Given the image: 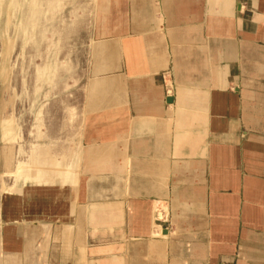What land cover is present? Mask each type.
<instances>
[{
	"label": "crops",
	"instance_id": "crops-1",
	"mask_svg": "<svg viewBox=\"0 0 264 264\" xmlns=\"http://www.w3.org/2000/svg\"><path fill=\"white\" fill-rule=\"evenodd\" d=\"M94 3L78 122L0 135V264H264V0Z\"/></svg>",
	"mask_w": 264,
	"mask_h": 264
},
{
	"label": "rangeland",
	"instance_id": "rangeland-1",
	"mask_svg": "<svg viewBox=\"0 0 264 264\" xmlns=\"http://www.w3.org/2000/svg\"><path fill=\"white\" fill-rule=\"evenodd\" d=\"M93 10V0H0V120L18 115L23 131L43 117L62 120L64 131V105L79 90L75 48L89 38ZM29 100L44 115L31 114ZM72 111L69 122L79 118Z\"/></svg>",
	"mask_w": 264,
	"mask_h": 264
},
{
	"label": "bare ground",
	"instance_id": "bare-ground-1",
	"mask_svg": "<svg viewBox=\"0 0 264 264\" xmlns=\"http://www.w3.org/2000/svg\"><path fill=\"white\" fill-rule=\"evenodd\" d=\"M95 2V0H93V3ZM95 4V3H94ZM94 11V10H93ZM93 16H94V14H93ZM93 18V17H92ZM91 18V19H92ZM92 21V23H93V20H91ZM93 26V25H92ZM95 26V25H94ZM92 28V27H91ZM92 30V29H91ZM91 39V38H90ZM86 48V47H85ZM66 49V47H64V48H62V51H64ZM86 50V49H85ZM70 77V76H69ZM99 79V78H98ZM91 80V79H90ZM89 81V80H88ZM94 81V80H93ZM48 82V81H47ZM70 82V81H69ZM68 83V82H67ZM94 84V83H93ZM92 84V85H93ZM90 85H91V82H90ZM111 85V84H110ZM66 86V85H65ZM107 86V85H106ZM91 87V86H90ZM109 87V86H108ZM99 88V87H98ZM91 89V88H90ZM95 89V88H94ZM101 89V88H100ZM94 92H96V89H95V91ZM75 97L76 96H74V98L72 97V96H68V101H70L68 104H66V105H64V116H63V118H64V120H63V128L64 127H66V125H65V123L67 122L68 124H75V123H77L78 122V119L79 118H75V120L74 121H70L69 122V117H73L71 114V112H73L72 110L74 109V111H76V112H78V110H80V108H81V105H80V103H79V101H75V102H73L72 101V99H74L75 100ZM79 97V96H78ZM18 98V96H16V99ZM38 98V97H37ZM85 103V102H84ZM32 105V106H31ZM30 106V107H29ZM33 106H35V104L34 103H30V100H29V104H28V110L30 111V113L32 114V112L34 111V108L36 109L37 108V111L35 112V114L34 115H36L37 114V116H39V115H44V112L42 113V107H40V108H38L40 105H38L37 107L35 106V107H33ZM33 109V110H32ZM84 110V109H83ZM82 112V111H81ZM77 115V114H76ZM85 115V114H84ZM78 117H79V112H78ZM81 117H82V114H81ZM21 118V117H20ZM19 117H18V115H16V117L15 118H11L9 115H7V117H6V115H4L3 117H2V119L0 120V124L2 123V127H1V129H2V140H3V142H4V144H3V148H2V154H1V159H2V164H3V167L6 169V170H8V174L9 175H14L15 174V171H16V168H15V166H14V161H15V144H16V142H17V140H21V135H22V132H23V129H22V124H23V122L24 121H22L21 119H20ZM82 120V119H81ZM34 121V120H33ZM31 122V126L33 127V123L34 124H36V120H35V122ZM92 121H93V119H92ZM32 129V128H31ZM31 129L30 130H28L29 132H28V134H29V137H31V135H32V132H31ZM40 136H41V134H40ZM80 137V136H79ZM64 153V148H62V150L61 151H58V152H56L55 153V158H50V161H54V162H52V163H50L52 166H54V167H59V166H61L62 167V163H61V160H59V158H61V157H64V156H62V155H64L63 154ZM51 159H53V160H51ZM78 164H79V162H78ZM24 166H25V172L27 173V172H30L31 171V167H30V164H23ZM21 166H22V164H19V167H20V169H21ZM27 167V168H26ZM29 167V168H28ZM24 169V168H23ZM24 171V170H23ZM61 175L63 176V177H65L63 180L64 181H71V178L70 177H72V180H73V176H72V173H69V171L67 170L66 171V169H62L61 170ZM66 173V174H65ZM78 173H79V171H78ZM65 174V175H64ZM69 175H70V177H69ZM14 181V180H13ZM6 182V181H5ZM76 184V183H75ZM15 186V185H14ZM67 186V185H66ZM17 187H19V186H17ZM6 188V187H5ZM8 190V189H7ZM17 190V189H16ZM20 190H21V188H20ZM18 191V190H17ZM20 192V191H19ZM76 199V198H75ZM74 206V205H73ZM160 207V206H159ZM158 207V208H159ZM74 209V208H73ZM156 210V209H155ZM73 211V210H72ZM77 213V212H76ZM75 213V214H76ZM158 213H159V211H158ZM160 213H161V211H160ZM156 215V214H155ZM161 215V214H160ZM159 215V216H160ZM158 220V219H157ZM74 223V222H73ZM7 228V227H6ZM53 229H54V227H53ZM74 229V228H73ZM112 230V229H111ZM123 230V229H122ZM90 232V231H89ZM159 232H160V230H159ZM156 234H158V233H156ZM163 234H164V232H163ZM5 235V234H4ZM122 236V235H121ZM165 237V236H164ZM121 238H123V237H121ZM155 238V237H154ZM166 238V237H165ZM159 239H161V238H159ZM158 240V239H157ZM128 241V240H127ZM120 242V241H119ZM130 242V241H129ZM118 244V243H117ZM90 245H92V244H90ZM96 245V244H95ZM75 246V245H74ZM77 246V245H76ZM98 246V245H97ZM123 246H124V244H123ZM166 246V245H165ZM165 246L163 245V247L165 248ZM81 247H82V245H81ZM87 247V246H86ZM73 248V247H72ZM161 248V247H160ZM115 250V249H114ZM128 250V249H127ZM161 250V249H160ZM163 250V249H162ZM164 251V250H163ZM135 252V251H134ZM72 253V252H71ZM120 254V253H119ZM124 254V253H123ZM109 256V255H108ZM133 256H134V254H133ZM94 257V256H93ZM143 257V256H142ZM66 258V257H65ZM98 258V257H97ZM128 258V257H127ZM69 260V259H68ZM98 260V259H97ZM88 262V261H87ZM93 264H94V262H93Z\"/></svg>",
	"mask_w": 264,
	"mask_h": 264
}]
</instances>
